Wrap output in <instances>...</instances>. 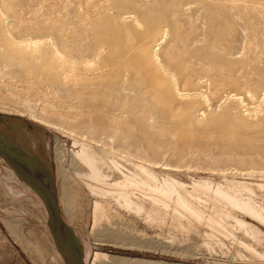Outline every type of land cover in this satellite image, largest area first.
Wrapping results in <instances>:
<instances>
[{
    "label": "rangeland",
    "instance_id": "374dc122",
    "mask_svg": "<svg viewBox=\"0 0 264 264\" xmlns=\"http://www.w3.org/2000/svg\"><path fill=\"white\" fill-rule=\"evenodd\" d=\"M0 3V12L10 15L8 26L19 27L21 32L16 36L26 39V43H31L34 37L39 38L37 41L43 42V49L50 51L55 40L41 33L51 23H56L64 42H68L70 51L84 55L85 58L89 55L93 58L91 51L98 44L106 49L103 54L111 49L110 43L101 37L115 36L118 27L121 29L128 25V21L119 17L121 13L139 14L144 11L157 15L161 22L160 30L158 27L156 29L157 35L164 28L169 30L165 46L186 65L190 81H194L193 87L197 85L198 77H204L205 89L213 99L212 105L204 108V113L200 110L203 106L197 102L192 103L193 116L203 123L212 115H218L227 119L228 125L215 128L204 139H196L193 144H187L177 134H168L158 115L150 108L143 107L145 101H142L136 112L143 116L144 122L149 123V126L139 121L134 122L130 111L128 112L129 104L124 103L128 101L124 98L122 103L126 112L122 116L131 136L133 134L132 140L142 143L149 152L152 150L149 158H153L155 165L157 164L156 170L161 177L167 174L189 185L202 179H210L225 188L239 187L243 197L252 196L264 204L262 189L250 193L242 188L244 183H264V164H244L238 160H241L239 157L242 154L264 159V136L253 141L244 138L236 130L231 133L227 130L229 125L235 127L242 116H248L246 119H249L255 129L264 131V104L260 106L256 100L250 101V111L247 112L246 106H234L224 98V91L235 86L243 90H248V87L258 89L259 93L263 88L264 0H0ZM125 37L128 36L125 34ZM3 44L0 47H5ZM248 51L257 55L252 65L243 61L234 66L231 61L245 56ZM3 68L0 64V106L8 109L17 106L16 115L13 114L23 120L26 125L23 127L36 132L42 139V152L47 153L52 160L58 195L65 210L70 205L74 227L81 234L88 264L92 263L94 254L98 251L108 253L114 260L112 262L111 258H102L97 264H264L263 259L252 258V254L244 246L237 244L230 235L235 233L240 239L255 242L238 229L235 221L227 214L234 211L242 217L243 212L231 210L223 202L216 203L206 198L202 199L204 203L199 201L207 216L219 217L217 220L221 222L220 225L210 223L208 219L198 222L186 212L175 215L172 209L163 212L160 220H154L144 213L137 214L123 208H114V213L109 218L95 224L94 194L79 178L77 170L82 169V165L72 152V133L68 129L40 123L27 106L33 105L39 110H60L59 105H62L59 97L46 91L45 94L42 93L37 85L34 87L25 84L27 82L24 83L23 80L15 81L14 75ZM157 96L164 97H156L157 100L160 99L157 102L162 103L165 109L168 104L169 116L179 121L184 114V107L179 104V100L174 96ZM169 98L173 100L170 103ZM56 100L58 102L55 104ZM164 101L168 103L165 105ZM2 110L0 113L7 111ZM4 128L10 139L25 145L15 131ZM100 140V148L107 146L109 152L114 153V156L117 154L115 158L122 165L128 166H122V172L106 168V172L112 177L109 179L114 181L123 177V171H128L130 165L127 161L124 162V156L128 158L131 155L120 150L123 155L118 149L110 148L111 145L108 147L104 144L107 141L105 138ZM152 146L158 148L155 154ZM39 150L41 152V148ZM7 166L10 167L0 159V264H76L64 244L55 241L47 222L48 213L43 201L18 177L19 181L11 179ZM64 208L62 211L65 215ZM254 223L264 231V224L257 221ZM57 243L64 252H61ZM257 246L260 251L264 250V243Z\"/></svg>",
    "mask_w": 264,
    "mask_h": 264
},
{
    "label": "bare ground",
    "instance_id": "6f19581e",
    "mask_svg": "<svg viewBox=\"0 0 264 264\" xmlns=\"http://www.w3.org/2000/svg\"><path fill=\"white\" fill-rule=\"evenodd\" d=\"M0 13V43L2 42L0 45L4 43L3 46H5L0 47V64L11 75H14V80H21V82L23 80L29 86L36 87L37 85L42 93L46 91V93H54L57 96L56 98L59 97V102L62 105H59L60 110H56V108L53 110L50 108L39 110L33 105L27 106L40 120V123L55 125L64 130L68 129L72 133V152L82 165V169L77 170L79 178L94 194L95 224L99 220L109 218L114 213V208H123L137 214L144 213L148 218L154 220H160L163 212L166 213L169 209H172L175 215L186 212L198 222L208 219V222L220 225L221 222L219 223L217 220L219 217L207 216L203 206L199 203V201L201 202L202 199L206 198L207 200H214L216 203L223 202L231 210L236 209L243 212L242 217L234 211H229L227 214L229 218L235 221L238 229L242 230L246 236L252 237L255 242L250 243L240 239L235 233H230V235L237 244H241L252 254V258L258 257L264 260V250L260 251L257 246V244L264 243V231L254 223L257 221L264 224V204L262 202L252 196L243 197L240 194L239 187L225 188L218 183L215 184L210 179H202L189 185L174 176L165 174L161 177L159 171L156 170L157 164L155 165L153 158H149V153L152 150L149 152L142 143L139 144L137 141L135 143L132 140L133 134L131 136L129 127L126 126L127 123H125L126 121L122 116V113L126 112L124 103L129 104L128 112L130 111L129 113H131L134 122L139 121L149 126V123L144 122L143 116L136 112L145 101L143 107L150 108L152 112L158 115L161 125L163 124L168 134L172 132L177 134V136L182 137L181 141L184 140L187 144H191L196 139H204L206 134L215 128H223L228 125L227 119H223L218 115H212L209 120H204L203 123L193 116L191 112L192 103L197 102L203 106L200 110L204 113V108L211 106L213 99L210 92L205 89L204 77L197 76V85L195 84V87H193L194 81H190L185 68L186 65L180 61L181 59L175 58L174 54L169 52L165 46L164 43H166L165 40L169 30L164 28L163 32L157 35L156 29L158 27V30H160L161 23L157 15H151V13L148 14L144 11L139 14L121 13L119 17L124 21H128V25L127 22H124L127 26L123 27V24V28L119 29L118 27L115 36L101 37V39L111 44H109L111 49L103 54L104 46L98 44L97 48H93L94 50L91 51L94 55L93 58L90 57L91 55L85 58L84 55L73 54L70 51L68 42H64L63 34L56 23H51V26L45 28L41 33L42 35H49L55 40L52 49L45 51L42 45L43 42L37 41L40 40L39 38L34 37L31 39V43H26V39L16 36L21 32L20 28L9 27L10 15H7L8 13L4 11ZM114 25L117 24L114 23ZM35 32H38V30H35ZM41 34L38 35L37 33L40 38H43ZM125 34L128 37H125ZM105 51L106 49L104 53ZM252 52L248 51L245 56L235 58L231 62L234 66L243 63V61L247 62L248 65H252V61L256 60L257 56H254ZM262 73L264 74V71ZM261 83L263 88L260 93L258 89H249L248 87V90H243L239 86H235L224 91V98L230 100L234 106H246L248 112L250 111V101L256 100L260 106L264 104V80ZM158 94L174 96L179 100V104L184 107V114L179 118V121L173 120L169 116L168 102L164 101L165 105L167 104L166 109L162 103H158L160 99H164V97L160 98V95L157 96ZM101 96H104V99H101ZM156 97L160 98L159 101ZM124 98L128 102L122 103ZM173 99L178 102L177 99ZM171 101L173 100H170L169 103ZM56 102L58 100L55 101V104ZM59 107L57 106V108ZM2 109L7 110L4 111L7 117H12V120L19 124L23 123L19 116H15V112L18 110L17 106L9 109L0 106V112H3ZM246 118L242 116L240 120L234 122L235 127L229 125L228 132L231 133L236 130L237 133L248 140H259L260 137L264 136V131H260L258 128L255 129L248 121L249 119ZM23 126L26 127V125ZM27 131L33 143L41 148L43 158L53 168L49 155L42 152V139L39 138L36 132H30L28 129ZM103 138L107 140L106 143H103L108 147L111 145L110 148L112 149L122 150L128 155H133V158L135 156V159L131 156L128 158H126V155L125 158L122 156L124 162L127 161L130 164L129 170L123 171V177L114 181L109 179L112 177L106 172V168L117 169L122 172V166H125L118 158H115L117 154L114 156V153L106 149L107 146H104V144V148L98 146L100 139ZM151 149H154V154L156 149L158 150L153 146ZM122 151L120 152L123 154ZM242 155V157H239L241 160H238L243 161L244 164H264V159H257L247 154ZM140 159L146 161L143 160L144 162H142ZM7 168L12 177L11 179L19 181L17 174L10 167L7 166ZM20 180L24 182L22 179ZM24 183L28 185L26 182ZM237 184L239 185V183ZM29 187L31 188V186ZM243 187L250 193H255L260 189L264 191L263 182H258L255 185L244 183L242 184ZM30 188L29 190L32 191L33 189ZM59 201L60 206L63 207L60 197ZM62 207L61 210L64 208ZM70 211V205H67L66 214H63V216L74 227V217L71 216ZM74 229L77 232L75 227ZM84 255L86 260L85 250ZM102 258H111L112 262L114 260L108 253L98 251L95 252L94 259L89 264H97V261Z\"/></svg>",
    "mask_w": 264,
    "mask_h": 264
},
{
    "label": "water",
    "instance_id": "95a60500",
    "mask_svg": "<svg viewBox=\"0 0 264 264\" xmlns=\"http://www.w3.org/2000/svg\"><path fill=\"white\" fill-rule=\"evenodd\" d=\"M11 117V116H10ZM23 123H17L0 113V159L7 163L17 176L37 193L45 204L48 225L55 241L64 244L76 264H87L83 244L74 227L64 218L52 166L43 158L39 148L31 140ZM15 131L24 141L20 145L6 135V129ZM61 252H64L57 243Z\"/></svg>",
    "mask_w": 264,
    "mask_h": 264
}]
</instances>
